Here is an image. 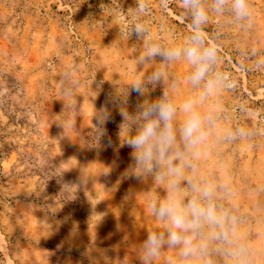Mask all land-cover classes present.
Returning a JSON list of instances; mask_svg holds the SVG:
<instances>
[{"label":"rangeland","instance_id":"1","mask_svg":"<svg viewBox=\"0 0 264 264\" xmlns=\"http://www.w3.org/2000/svg\"><path fill=\"white\" fill-rule=\"evenodd\" d=\"M136 2L0 0V264H141L140 245L158 228L147 201L163 197L165 185L123 175L131 149L119 147L122 117L114 108L106 128L116 147L87 145L95 142V108L138 70L144 42L125 33ZM147 2L151 32L165 44L183 43L191 21L182 0ZM248 5L244 20L213 13L204 29L219 48L217 71L231 86L203 105L215 110L217 126L196 163L236 217V237L252 264H264V0ZM70 65L81 83L65 97L62 74ZM190 71L182 60L166 69L177 82V103L197 93L186 80ZM131 101L130 112L134 93ZM237 129L248 135H228ZM113 164L110 176L101 174ZM175 256L165 249L156 264ZM209 260L234 264L223 252Z\"/></svg>","mask_w":264,"mask_h":264},{"label":"clouds","instance_id":"2","mask_svg":"<svg viewBox=\"0 0 264 264\" xmlns=\"http://www.w3.org/2000/svg\"><path fill=\"white\" fill-rule=\"evenodd\" d=\"M182 2L190 17L191 32L177 45L165 44L151 32L144 19L148 15V2L137 0L125 33L129 38L144 42L135 61L138 70L132 80L123 85L122 91L108 93L104 104L95 108L92 116L95 142L87 145L100 149L116 147L106 128V124L114 120V108L122 117L119 147L131 149L132 164L123 175L137 181L151 176L165 185L163 197L147 201L158 228L149 231L140 245L141 264H156L165 249L176 253L170 264H210V255L217 252H223L234 264H252L247 245L236 237V217L218 203L219 187L199 175L196 163L211 130L217 126L215 110H204L203 105L231 86L229 79L217 71L219 48L205 38L204 29L213 13L222 15L230 11L237 20H244L250 14L248 0ZM181 60L190 65L186 80L197 93L177 103L174 96L177 82L169 80L166 69ZM62 80V95L74 96L81 83L74 66L65 68ZM161 85L164 87L159 98L151 99V93L161 89ZM133 93L137 101L130 112L128 106ZM90 97L94 102L97 95ZM70 107L74 113L81 110L75 101ZM57 123L64 129L63 122ZM68 126L76 127V123L68 121ZM228 135L248 133L237 129ZM114 167L115 164L106 167L101 174L110 176Z\"/></svg>","mask_w":264,"mask_h":264}]
</instances>
